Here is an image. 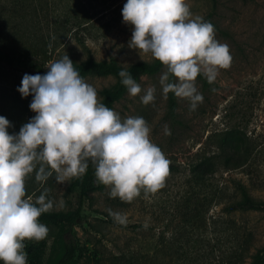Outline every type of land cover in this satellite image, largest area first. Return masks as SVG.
<instances>
[{
    "label": "rangeland",
    "instance_id": "1",
    "mask_svg": "<svg viewBox=\"0 0 264 264\" xmlns=\"http://www.w3.org/2000/svg\"><path fill=\"white\" fill-rule=\"evenodd\" d=\"M52 2L54 18L67 21L68 27L80 33L77 41L69 42L63 51L74 63L89 58L105 62L114 59L122 69L138 63H154L150 53L128 47L133 26L123 22L122 9L127 0ZM186 3L192 18H205L213 11L212 0H186ZM85 20L89 21L83 23ZM213 22L217 28L215 38L228 45L232 61L230 67L219 70L214 82L209 83L205 78V85L196 79L204 99L195 111L190 110L188 100L177 97L176 111L173 116L169 114L167 94L159 83L165 66L159 74L138 78L140 94L133 97L127 91L113 105L112 109L122 119L141 116L146 120L151 142L170 161L169 174L159 189L161 192L149 193L146 198L142 189L132 202L111 198L110 186L88 193L82 205L81 222L73 227L78 248L74 264H126L128 260L139 264L138 257L143 251L151 254L154 236L166 232L174 238L185 228V214L195 216L203 205L211 219L218 216L229 219L233 233L242 229L250 231V254L264 248V0H217ZM78 23H81L79 27ZM84 79L97 90L100 103L102 91L117 84L112 76L89 75ZM151 86L156 88L155 101L144 105L140 97ZM35 115L32 111L29 120ZM165 125L170 135L165 134ZM19 130L15 128L10 134ZM224 137L233 139L245 157L244 165L233 170L216 165L215 172L204 179L193 176L191 166L198 162V157L211 155L216 149L213 144L216 138ZM70 181L58 184L53 173L45 182L36 181V193L30 197L35 202L48 189V198L54 201L50 211L67 214L75 209L79 197L77 191L70 189ZM220 188L222 194L218 193ZM244 193L259 202L261 209L230 214L221 211L227 202L243 198ZM61 200L63 207L58 206ZM108 209L125 214L127 224L115 222ZM47 227L45 239L24 241L27 264H50L58 256L60 243L56 229ZM199 234L200 230L194 231L195 237Z\"/></svg>",
    "mask_w": 264,
    "mask_h": 264
},
{
    "label": "clouds",
    "instance_id": "2",
    "mask_svg": "<svg viewBox=\"0 0 264 264\" xmlns=\"http://www.w3.org/2000/svg\"><path fill=\"white\" fill-rule=\"evenodd\" d=\"M123 22L133 26L128 47L148 54L165 66L159 78L162 92L189 101L195 111L203 95L195 81L203 74L209 83L220 69L230 67L227 44L215 38L214 25L193 17L186 0H127ZM48 71L25 73L17 91L33 99L36 113L10 134V121L0 116V261L27 264L24 241H41L49 228L39 222L53 209L54 201L44 189L33 202L25 198V178L36 169L37 182L55 173L63 184L86 173L89 163L98 184L110 186L109 196L132 202L143 189L147 198L163 187L170 161L149 138L150 127L141 116L122 119L119 113L98 102L97 90L88 84L68 55L50 62ZM130 96L141 93V85L127 70L119 72ZM170 77L175 81L170 82ZM156 88L148 87L140 97L144 105L154 103ZM166 135H170L167 125ZM47 166V167H46ZM59 207L64 206L63 200ZM121 225L127 216L108 209Z\"/></svg>",
    "mask_w": 264,
    "mask_h": 264
},
{
    "label": "trees",
    "instance_id": "3",
    "mask_svg": "<svg viewBox=\"0 0 264 264\" xmlns=\"http://www.w3.org/2000/svg\"><path fill=\"white\" fill-rule=\"evenodd\" d=\"M212 2L213 11L203 20L211 22L214 29H217L213 22L217 0ZM53 9L52 0H0V116L10 121L12 126L8 129L9 133L27 123L32 112L29 105L33 96L22 97L17 91L24 74H45L48 71L46 66L65 56L63 51L66 46L72 40L76 42L80 34L68 27L67 21L56 20ZM87 21L89 20L83 23ZM80 25L78 23V27ZM73 64L83 78L94 75L117 79L113 88L102 91V103L110 109L127 92L119 76L121 70H127L137 81L142 75L159 74L164 67L157 60L152 64L138 63L127 69L117 66L114 59L105 62L89 58ZM197 79L206 83L202 74ZM174 81L175 78L170 77V82ZM176 99L174 93H167L168 111L172 116L177 108ZM216 140L213 143L215 151L211 155L198 157V162L191 166V174L198 179L213 174L216 165L225 170H233L245 163V157L233 139L224 137ZM38 168L39 165L25 178V198L36 193L38 184L35 174ZM104 188L105 185L97 183L95 169L89 163L83 176L70 181V189L77 191L79 195L75 209L67 214L51 211L41 214L39 222L53 226L60 243V252L50 264H74L78 248L73 227L81 222L84 197L94 190ZM222 192L223 189L220 188L218 193ZM260 209L261 204L249 199L244 193L243 198L227 202L221 211L230 214L238 210ZM188 215L185 214L183 222L185 228L180 229L174 238L169 237L166 232L154 236L151 254L143 251L138 257L139 264H264V248L256 254L249 253L252 234L247 229L233 233L229 219H223L222 216L211 219L205 205L197 215ZM195 230H200L196 237ZM0 264L3 262L0 261ZM126 264H131L130 260Z\"/></svg>",
    "mask_w": 264,
    "mask_h": 264
}]
</instances>
